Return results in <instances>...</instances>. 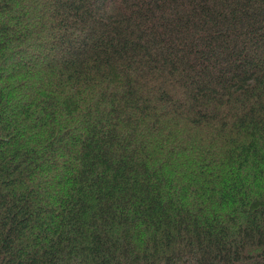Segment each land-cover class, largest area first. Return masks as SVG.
<instances>
[{
	"label": "trees",
	"instance_id": "16d2710c",
	"mask_svg": "<svg viewBox=\"0 0 264 264\" xmlns=\"http://www.w3.org/2000/svg\"><path fill=\"white\" fill-rule=\"evenodd\" d=\"M0 264H264V0H0Z\"/></svg>",
	"mask_w": 264,
	"mask_h": 264
}]
</instances>
